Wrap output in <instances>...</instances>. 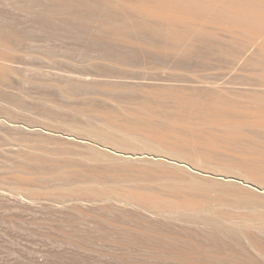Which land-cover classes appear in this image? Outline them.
Segmentation results:
<instances>
[{"label":"rangeland","instance_id":"obj_1","mask_svg":"<svg viewBox=\"0 0 264 264\" xmlns=\"http://www.w3.org/2000/svg\"><path fill=\"white\" fill-rule=\"evenodd\" d=\"M32 1L44 3L46 0ZM31 3L29 0H0V30L11 37L0 47V52L9 54L6 59L0 58V62L16 71L8 80L0 81V118L11 120L12 125H0V264H218L220 261L208 260L209 256L205 255L212 252L225 257L232 251L238 253L244 246L248 251L247 244L236 250L234 244L227 247L220 243L219 246L216 240L208 241L215 230L201 227L204 232L194 221L199 219L196 215L200 210L202 214L213 212V208L222 210L236 221L231 219L234 225L229 222L231 226L228 225L226 231L246 243L244 230L247 228L241 227L242 221H239L244 217L251 222L263 221L260 211L252 212L245 204L219 202L215 198L216 187L200 183L199 179L177 168L183 164L129 162V157L125 156L132 154L116 153L105 146L108 141L102 136L109 132L123 137L125 133L94 117L99 110L110 111L117 118L121 102L128 100L134 107H140L147 94L163 92L168 84H173L171 79L190 80L198 75L201 80L230 82L240 65L228 68L213 58L203 57L173 67L165 56L149 57L109 49L98 45L87 28L83 30L85 33H79L57 19L43 14L36 16L35 3ZM29 7L26 14L25 8ZM58 84L69 87L67 94ZM170 125L175 124L166 123ZM98 133L102 134L98 137ZM165 150L132 151L137 155L150 153L197 164L186 154ZM201 163L197 165H204ZM60 169L67 175L58 177ZM19 178L30 179L38 183V187L32 184L27 189L26 184L17 183ZM189 184L209 188L204 189L206 196L197 195L202 208H197L199 212L193 210L189 218L184 211L176 212L174 203L170 200L171 204L165 203L164 198L160 200L164 201L166 209L152 214L140 206L119 201L121 194L110 193L111 188L137 185L166 191L176 186L193 189ZM85 189L91 191L94 199L76 201L66 197L70 191L83 195ZM170 205L173 212L167 208ZM235 231L240 235L236 237ZM211 232L213 235L209 234ZM218 233L221 237L219 231L215 235ZM199 236L207 238L200 240ZM190 252L202 253L204 259L198 255L202 259L193 256L198 257L195 260ZM238 254L245 255L243 248Z\"/></svg>","mask_w":264,"mask_h":264},{"label":"bare ground","instance_id":"obj_2","mask_svg":"<svg viewBox=\"0 0 264 264\" xmlns=\"http://www.w3.org/2000/svg\"><path fill=\"white\" fill-rule=\"evenodd\" d=\"M35 6L36 16L43 14L53 20L57 19L79 33H85L83 30L87 28L85 30L91 31L89 36L98 45H105L109 49L149 57L165 56L169 58L173 67L203 57L213 58V61L228 68L240 65L236 76L230 82L201 80L203 78L198 75H194L190 80L171 79L173 84H168L163 92L147 94L140 107H134L133 102L128 100L124 104L121 102L117 118H114L110 111L96 109L94 117L110 124V128L112 124L116 130L125 133L123 137H119L120 135L117 137V134L115 137L109 132H105L106 134L103 132L104 134L98 133V137L99 134L104 135V139L108 141V143L104 141L105 146L116 153L132 154L125 156L129 157L128 161L183 164L178 165L177 168L199 179L197 180L199 182H207L216 187L215 198L219 199V202L225 200L235 202L239 206L249 205V210L255 213L260 211L259 214L264 215V0H46L44 3H35ZM25 9L27 14L30 7ZM6 20L11 21L8 18ZM9 38L11 37L8 34L0 30V47L5 46ZM7 48L12 47L7 46ZM8 55L6 52H0L1 59H6ZM12 74H16L14 67L0 62V81L8 80V76ZM177 82L194 85L174 84ZM58 86L67 94L69 87L59 84ZM9 122L11 120L5 121L0 118V125L12 126ZM166 123L175 125L166 126ZM91 130L94 133V127ZM110 143L113 145H108ZM163 149L176 154H186L184 158L186 156L189 160L197 164L202 162L201 164L204 165H190L187 162L181 163L184 159L150 153L137 155L133 152ZM106 153L114 156L109 151ZM58 174V177H61L64 173L60 169ZM64 175H67L66 172ZM17 183L26 184L27 189L31 188L32 184L38 187V183H33L30 179L19 178ZM194 185H190L193 187L191 190L176 186L174 190L169 188L170 191L137 185L121 189L111 188L110 193L114 195L116 193V196L121 194L122 197H118L121 198L118 199L119 201L140 206L152 214L163 210L162 208L166 209L162 200L165 199L167 201L165 203L170 200L174 203L172 205L175 206L176 212L184 211L183 213L188 214L189 218L193 210L199 212L198 209L202 208L197 197L202 196V193L206 192L204 189L207 188L203 186L195 188ZM90 194L92 193L89 190L84 191L83 195L70 191L66 197L76 201H90L94 199ZM159 200L162 201V205ZM167 208L174 211L171 205ZM212 211H209V214H202L200 210L201 214L196 213L199 219L197 218L194 223H197L200 229L209 227L207 229L213 228L216 233L219 231L231 243L218 236L219 233L215 235L212 229L214 235L212 232L209 234L213 237L207 235L210 238H205L208 241L216 240L217 244H227V247H230L228 244H234L236 250L247 244L249 250L246 248L248 250L246 251L244 246L242 248L245 255L238 254L241 248L238 253L229 252V256L225 254L224 257L221 256L222 254L216 255L212 252L210 255L208 252L205 257L209 256L208 260L209 258L216 260V263L224 261L226 264L229 261H231L229 264H260L261 259L260 262L263 264L264 219L263 221L261 219V222H251L244 219L245 217L241 218L242 220L239 221L240 223L242 221L241 227L247 228L244 230V233L247 232L246 236L243 234L247 240L246 243H242L238 239L239 236L237 237V230L233 232L237 239L231 232L226 231L231 224L228 223L232 222L234 217L231 220L222 210L213 208ZM203 237L199 236L200 240H206ZM231 247L234 249L233 246ZM178 253L180 254L177 251ZM202 253L205 254L206 251ZM201 254L198 255L204 256ZM198 255L192 254L190 257ZM186 258L181 257V259Z\"/></svg>","mask_w":264,"mask_h":264}]
</instances>
